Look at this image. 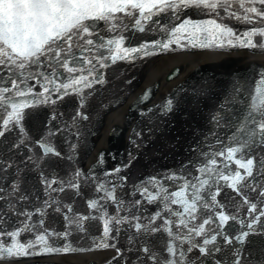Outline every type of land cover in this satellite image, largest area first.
<instances>
[{
  "label": "snow or ice",
  "instance_id": "obj_1",
  "mask_svg": "<svg viewBox=\"0 0 264 264\" xmlns=\"http://www.w3.org/2000/svg\"><path fill=\"white\" fill-rule=\"evenodd\" d=\"M190 12L211 18L197 20L189 15ZM161 17L168 23H162ZM229 21L248 27L239 32ZM152 25L159 26L156 30L164 39L125 46L129 26L133 31L145 33L152 31ZM176 47L264 49V0H0V80L4 81V86H0V138L17 131L18 143H13L11 148L31 151L24 126L30 116L27 109L55 105L75 94L80 97V102L72 120H87V114L82 111L89 94L85 90L105 83L101 70L108 67L106 61L113 64L118 60L131 62L159 52L175 51ZM37 85L41 91H36ZM254 85L251 103L245 104L246 114L226 116L228 121L235 120L236 123L231 144L206 154L195 174L185 169L180 173L169 172L163 177L148 178L135 187V194L141 199L129 204L116 195L117 184L111 179L96 182L98 196L88 203V207L98 214L95 217L75 213L72 205H62L51 195L63 193L69 187L78 190L80 184L72 179L66 182L56 178L49 180L41 170V184L49 195L41 207L31 208L27 205L32 198L19 195L20 178L14 179L8 188L0 185V202L5 205L0 207V264L32 255L73 251L67 244L55 246V239H67L71 232L56 233L47 228L48 209L63 212L68 227L76 230H83L85 220H103V236L96 244L97 248L114 246L106 240L113 232L118 233L122 224L137 234L165 233L168 237L164 249L166 255L147 246L140 249L152 264H200L201 261L203 264H224L217 258L223 250L218 239L230 250L232 264H251L245 255V248L253 242L250 238L260 237L264 243V184L257 187L254 174V170L260 171L264 177V171H261L264 169L261 152L264 150V69L257 73ZM172 111L173 102L167 100L163 112ZM56 117L53 112L51 120ZM212 119L219 125L222 117L214 115ZM61 132L59 127L55 131L50 129L48 137ZM35 144L41 154L35 158L28 155L26 162L40 166L49 157H62L48 138H41ZM72 148L74 150L75 145ZM233 163L235 169H231ZM12 168L11 162L0 161V173L6 174ZM226 170H229L227 174ZM16 171H19L18 167ZM121 171L117 167L105 175L113 177ZM75 177H82V173L77 170ZM119 180L125 182L127 177H119ZM219 181H225L240 198L234 210L239 213L241 208H246L243 219L226 211L218 200L221 194ZM165 182L179 183L173 189ZM248 192L257 193L259 205ZM145 202L157 205L155 213L147 217L146 222L142 213L134 214ZM110 203L119 206L114 214L108 212ZM122 212L128 214L121 215ZM10 217H15V221L12 222ZM158 220L160 224H157ZM230 221L239 225L235 234L226 231ZM9 223L13 224L11 228ZM214 223L216 228L206 227ZM28 234L32 239H17ZM193 252L198 253L197 257L191 256Z\"/></svg>",
  "mask_w": 264,
  "mask_h": 264
},
{
  "label": "water",
  "instance_id": "obj_2",
  "mask_svg": "<svg viewBox=\"0 0 264 264\" xmlns=\"http://www.w3.org/2000/svg\"><path fill=\"white\" fill-rule=\"evenodd\" d=\"M189 15L197 20L211 18L196 12H190ZM160 19L162 23H168L165 17ZM228 23L239 32H243L248 27L235 21ZM158 27V25H152V31L139 33L129 26L126 31L129 39L125 46H137L144 40L164 39L163 35L156 30ZM153 51L159 52V50ZM200 51L226 54L244 51L250 54H264V49L239 47L203 49L176 47L175 51H163L143 59L137 58L131 62L118 60L113 64L108 60L106 61L108 67L101 70L104 73L105 83L94 85L91 90H85L89 94L82 111L87 114V120L75 122L72 120L80 102V97L73 94L66 96L55 105H37L26 110L30 116L25 120L24 126L27 130V142L31 151L25 148H11L13 143H18L19 133L17 131L8 133L5 138H0V161L13 164V168L9 169L8 173H0V185L8 188L14 179L20 178L22 183L19 195L26 194L32 198L27 205L31 208L41 207L42 201L49 195L41 184V170L49 180L56 178L66 182L72 179L80 184L78 190L69 187L63 193L57 192L51 195L58 198L62 205H72L75 213L95 217L98 214L88 207V203L98 196L95 191L96 182L114 180L117 184L116 195L125 204H129L136 199H141L135 194V187L150 177H163L169 172L180 173L185 169L188 173L195 174L196 169L206 159V154L215 153L233 142L236 123L235 120L228 121L226 116L235 117L242 112L246 114L245 104L251 103L254 81L257 79V73L264 69V62L245 61L237 56L223 57L214 62L197 65L182 81L176 83L160 98H156V92L161 83L159 79L145 87L142 92L137 93L132 100H129V97L132 93H136L139 85L157 65L169 61L178 54ZM93 52L95 54V50ZM104 54L109 55L107 52ZM181 70L183 68L178 66L171 68L164 75V82L175 80L181 75ZM0 86H4V81L0 80ZM41 90L37 85L36 91ZM167 100H172L173 111L164 114L163 106ZM123 105L127 106L123 122L103 128L111 115ZM53 112L57 114L54 121L51 120ZM214 115L222 117L219 125L212 119ZM56 127L62 129L61 134L49 138V130L55 131ZM136 133L141 135L137 136ZM41 138H48L57 151L62 153V157H49L42 165L36 166L26 162V157L33 155L35 158L41 154L35 144V141ZM72 145H75L74 150ZM261 152L264 158V150ZM125 165L130 166L125 168ZM117 167H120L122 171L116 176L107 177L105 175ZM235 168L233 163L231 169ZM77 170L82 173V177H75ZM227 171L229 170H226V174ZM254 174L258 180L257 187L264 184V177L261 176L260 171L254 170ZM124 176L127 180L120 181L119 177ZM165 183H170L174 189L179 182ZM219 186L221 194L218 200L225 206V210L243 219L246 208H241L239 213L234 210L240 198L226 186L225 181H219ZM53 187H58V185H53ZM245 191L247 192V189ZM247 194L255 199L258 205L260 204V197L257 193L248 192ZM37 197L39 199H36ZM4 206V203L0 202V207ZM118 207L110 203L108 212L114 214ZM172 207L179 208V206ZM156 209L157 205L145 202L134 214L142 213L146 222V218L152 216ZM63 211L66 212L67 209L64 208ZM120 214L127 215L128 213ZM15 219V217H10L12 222ZM45 220V226L56 233H63L66 230L71 232L67 239H54L55 246L62 247L67 244L73 251L21 257L6 261L4 264H60L52 258L105 249H112L114 254L112 255V251H104L110 252L112 256L100 263L88 261L87 264H152L140 251L144 246L158 254L166 255L164 249L168 243V237L163 232L152 235L137 234L132 228L122 224L119 226L120 231L113 232L106 240L114 246L97 248L96 244L100 243V238L103 236V220L98 218L85 220L83 230H76L75 227H68L63 212H55L52 209H48ZM160 223L161 221L158 220L157 224ZM229 224L226 231L235 234L239 230V225L231 221ZM12 226L13 224L9 223L8 227ZM206 227L216 228V224ZM129 237L132 239L130 240ZM17 239H32V236L31 234L22 235ZM250 239L253 242L245 248L247 259L251 261V264H258V261L264 264V243H261L260 237ZM217 243L223 249L217 254V258L224 264H232L233 257L228 247L223 244L222 240L218 239ZM197 255L196 252L191 254L193 258ZM200 264H203V261Z\"/></svg>",
  "mask_w": 264,
  "mask_h": 264
},
{
  "label": "bare ground",
  "instance_id": "obj_3",
  "mask_svg": "<svg viewBox=\"0 0 264 264\" xmlns=\"http://www.w3.org/2000/svg\"><path fill=\"white\" fill-rule=\"evenodd\" d=\"M241 57L245 61L252 60L258 62H264V54H250L248 52H237L234 54H226L222 52H203V53H194V54H178L167 62H164L160 65H157L155 69L142 81L139 85L136 93H132L129 97V100H132L137 93L142 92V90L150 85L156 80H161L160 87L157 93L156 98L162 97L167 91H169L176 83L182 81V79L197 65L214 62L223 57ZM182 67L181 75L177 77L172 82H164V75L173 67ZM127 106L123 105L118 108L107 122L103 125L105 127H111L115 124H121L123 122V116L126 114ZM110 257V252H95L91 254L75 255V256H62L57 258H52V260L60 264H87L88 261H94L100 263Z\"/></svg>",
  "mask_w": 264,
  "mask_h": 264
},
{
  "label": "rangeland",
  "instance_id": "obj_4",
  "mask_svg": "<svg viewBox=\"0 0 264 264\" xmlns=\"http://www.w3.org/2000/svg\"><path fill=\"white\" fill-rule=\"evenodd\" d=\"M208 52H211V51H208ZM191 53V52H190ZM201 53H203V52H201ZM191 54H194V53H191ZM73 256H75V255H73Z\"/></svg>",
  "mask_w": 264,
  "mask_h": 264
}]
</instances>
